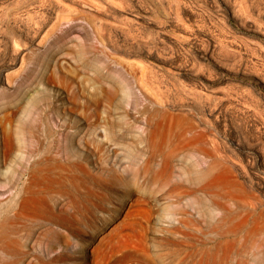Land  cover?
Instances as JSON below:
<instances>
[{
	"label": "rangeland",
	"instance_id": "1",
	"mask_svg": "<svg viewBox=\"0 0 264 264\" xmlns=\"http://www.w3.org/2000/svg\"><path fill=\"white\" fill-rule=\"evenodd\" d=\"M83 1L0 0V21L6 9L25 13V24L39 27L36 41L43 42V56L35 57V45L24 50L28 63L19 70V58L14 83L36 88L47 103L45 116L73 126L66 130L81 137L91 131L74 154L90 174V209L73 219L70 247L56 242L49 251L43 244L38 253L48 258L69 250L71 260L62 264H177L181 254L186 264H240L237 249L247 240L242 264H264V0ZM119 76L131 81L132 88L123 81L131 97L121 87L113 96ZM149 128L181 147L169 165L173 179H185L180 212L163 230L155 215L145 217L149 201L125 186L132 174L125 151L138 154V165L146 162ZM133 132L141 136L136 142ZM163 156L156 153L152 166ZM183 161L209 171L184 175ZM0 194L4 209L7 197ZM226 251L228 260L221 257Z\"/></svg>",
	"mask_w": 264,
	"mask_h": 264
},
{
	"label": "bare ground",
	"instance_id": "2",
	"mask_svg": "<svg viewBox=\"0 0 264 264\" xmlns=\"http://www.w3.org/2000/svg\"><path fill=\"white\" fill-rule=\"evenodd\" d=\"M76 1L84 5L86 4L83 0ZM6 10L7 13L5 12V14L8 17L5 16L4 21H0V33L1 31H5V34H7V38L0 34V187H4L3 191L0 188V193H4L3 195L5 196V192H7V206L4 209L0 208V264H62L61 262L71 260L72 252L69 250H67L68 252L62 251L56 253L54 256L44 258L38 253V250L41 251L42 245L44 244L47 250L51 251L56 245V242L60 243L63 248L70 247L72 244L69 242L71 240L73 219L76 215L77 217L78 215L84 217L90 209L93 197L90 174L87 168L80 162V159L74 158V154L77 141L86 144L88 134L91 131L87 130L81 137L75 130H66L67 127L71 129L70 127L73 126L57 123V121L51 120L52 117L45 116L47 103L45 107L42 105L44 104L42 102L44 97L38 94L36 88H23V81L20 83L16 81L14 83L17 80L14 79V76L18 71L13 67L18 63L19 58V70L23 71L28 63L29 56L24 53V50L27 47H33L35 45V48L31 49L34 51L35 57L43 56V53L40 54L43 42L40 40L41 38L36 41L39 27L36 26L31 31L25 24V20L27 19L25 13H20L17 10L11 12L8 9ZM44 58L47 59L46 56ZM131 64L129 65L131 66ZM118 71L116 73L120 74L121 71ZM117 74L115 76H118ZM119 77L121 79L117 77L115 79L116 85L112 88L113 96L117 93L119 87H121L122 91L126 89L127 92V87L131 84L130 80V83L126 80L128 86L124 85L123 81L125 80L122 76ZM98 78L100 79V75H98ZM88 82H90V78L83 84L86 85ZM14 84H16L17 88L16 90H11ZM130 86L132 88V85ZM11 91H15L16 94H13ZM129 92H127V95ZM131 94L133 92H130L128 97H131ZM135 95L137 94L135 93ZM146 105L148 106V104ZM138 106L140 105L137 104ZM142 108L145 109L144 107ZM135 110H138V108ZM56 111L58 112V110ZM52 112L53 110H51ZM152 113H150V116L148 115L150 118L151 115L154 116ZM142 119L144 120V117ZM55 126L64 127V131L59 135ZM128 129L130 131L132 130V128ZM143 130H145L144 126ZM148 131L150 134H146V141L149 150L152 152L147 156L146 162L144 161L138 165V154L132 153L129 151L130 149L125 151V155L129 159V166L127 165L128 162L125 161V170L128 166L126 172L128 173L132 170V174H130L128 183H123H126L127 192L137 190L141 198L146 200H144V203L149 201V206L143 208L145 217L149 219L155 215L152 219H156L159 223V229L163 230L167 226H170L168 225V222L171 221L170 216L180 212L179 208L181 203L179 197L182 196L183 189L181 187L185 184V179H173V173L169 170V165L175 155V151L181 147L179 145L175 146L178 142H174V145L169 136L158 140L154 137L155 135H153L154 132H152L151 128ZM132 134L136 139H134L135 142L141 138L140 135L134 132ZM103 135H107L111 139V134L107 131ZM187 141L189 142L188 139ZM122 143L125 145L124 142ZM156 153L164 154L161 165L157 168L152 166ZM126 157L122 159L126 160ZM198 163L183 161L182 166L180 164L178 165L181 168L182 174L189 176L195 173L196 177H198L202 172L205 171L207 173L209 171V168L207 171V169L205 170L199 167ZM209 167L213 168L212 163ZM24 175H26L25 179L18 186L19 181L22 180ZM140 176L143 177L145 182L141 180L142 178L138 180ZM162 179L163 181H161ZM115 184H112L111 188L116 189ZM14 189L18 191L16 192L17 195L13 191ZM173 192H175L178 198L171 196ZM3 200L5 201L4 197ZM195 202V209L201 212L203 206H201L200 196L198 194H195ZM204 212L208 211L205 209ZM229 213H232V211ZM29 215H32L34 220L29 221ZM248 217V212L244 217H241L239 226L241 229L247 224ZM82 223H84L83 220ZM54 224L66 228L67 232L53 226ZM180 235L177 238H179L180 243H184V238ZM261 241L262 239L259 240V243L262 245ZM30 242H33V245ZM244 245H247V240L245 243L240 244L237 249V253L241 254L239 256L240 264L243 263L242 251L243 254L247 253L243 249ZM83 250L82 248L77 251ZM166 254L169 256V251H165L164 255ZM221 257L225 260L231 258V256L227 255V251ZM176 263L186 264L183 254L178 257Z\"/></svg>",
	"mask_w": 264,
	"mask_h": 264
}]
</instances>
